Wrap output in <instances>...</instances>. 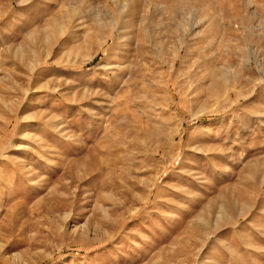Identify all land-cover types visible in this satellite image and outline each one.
<instances>
[{"label":"rangeland","instance_id":"obj_1","mask_svg":"<svg viewBox=\"0 0 264 264\" xmlns=\"http://www.w3.org/2000/svg\"><path fill=\"white\" fill-rule=\"evenodd\" d=\"M0 264H264V0H0Z\"/></svg>","mask_w":264,"mask_h":264},{"label":"bare ground","instance_id":"obj_2","mask_svg":"<svg viewBox=\"0 0 264 264\" xmlns=\"http://www.w3.org/2000/svg\"><path fill=\"white\" fill-rule=\"evenodd\" d=\"M50 51V50H49ZM49 53V52H48ZM51 54H49V56H50ZM174 63V62H173ZM173 63H171L172 65H173Z\"/></svg>","mask_w":264,"mask_h":264}]
</instances>
